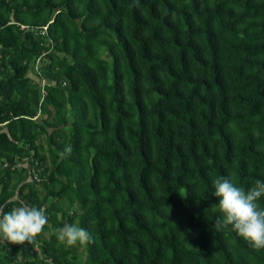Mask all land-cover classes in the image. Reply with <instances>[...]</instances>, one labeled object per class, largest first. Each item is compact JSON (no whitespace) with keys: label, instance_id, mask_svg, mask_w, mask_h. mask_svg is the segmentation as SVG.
Here are the masks:
<instances>
[{"label":"trees","instance_id":"obj_1","mask_svg":"<svg viewBox=\"0 0 264 264\" xmlns=\"http://www.w3.org/2000/svg\"><path fill=\"white\" fill-rule=\"evenodd\" d=\"M230 175L264 181V0H0V207L48 217L0 264H264Z\"/></svg>","mask_w":264,"mask_h":264},{"label":"clouds","instance_id":"obj_2","mask_svg":"<svg viewBox=\"0 0 264 264\" xmlns=\"http://www.w3.org/2000/svg\"><path fill=\"white\" fill-rule=\"evenodd\" d=\"M44 82H42L43 84ZM70 151V149H69ZM218 198L214 209L222 214L215 224V229L231 228L252 248L264 249V208L258 201L264 197V181H257L253 187L245 190L239 186L233 176L221 177L212 181ZM48 223L46 209L20 205L5 212L0 207V246L6 244L34 245L36 237ZM57 240L67 246L85 245L91 242V236L82 227L65 224L56 230ZM18 264L23 257L16 256Z\"/></svg>","mask_w":264,"mask_h":264},{"label":"rangeland","instance_id":"obj_3","mask_svg":"<svg viewBox=\"0 0 264 264\" xmlns=\"http://www.w3.org/2000/svg\"><path fill=\"white\" fill-rule=\"evenodd\" d=\"M41 84H42V82H41Z\"/></svg>","mask_w":264,"mask_h":264}]
</instances>
